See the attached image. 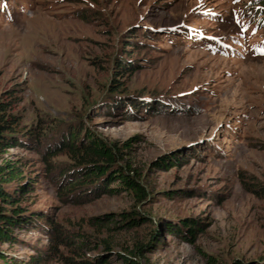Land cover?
Listing matches in <instances>:
<instances>
[{
	"label": "rangeland",
	"instance_id": "374dc122",
	"mask_svg": "<svg viewBox=\"0 0 264 264\" xmlns=\"http://www.w3.org/2000/svg\"><path fill=\"white\" fill-rule=\"evenodd\" d=\"M258 45L264 0H0V102L21 130L0 165H21L30 181L17 196L26 222L0 253L123 264L118 254L153 236L138 264H262ZM73 133L120 148L112 169L143 194L69 192L84 178L66 147Z\"/></svg>",
	"mask_w": 264,
	"mask_h": 264
},
{
	"label": "trees",
	"instance_id": "16d2710c",
	"mask_svg": "<svg viewBox=\"0 0 264 264\" xmlns=\"http://www.w3.org/2000/svg\"><path fill=\"white\" fill-rule=\"evenodd\" d=\"M21 133L19 129V122L12 114V106L9 103L0 102V152L6 149L14 147L18 141L12 137L15 133ZM10 135V136H9ZM87 140H80L77 133H73L68 137L66 147L73 158H78V164L83 168L84 178L82 181L77 182L75 186L68 189L72 191L75 189H83L86 191H99L102 190L104 194L116 193L121 190H133L135 193L143 194V190L139 185L131 178L125 175L122 170L112 169V166L116 162V157L120 156L121 150L116 145L107 146L99 139L92 136L86 135ZM124 146H128V142L123 143ZM21 165L5 161L0 165V242L12 243L9 229L11 227L20 226L23 221V209L18 205L19 200L17 199L18 193H26V188L30 187V181L23 183L22 181L26 178L22 175ZM111 181H118L124 185L116 189L108 188V183ZM99 184L97 186V183ZM80 184V186H79ZM82 184V185H81ZM14 185L12 191L4 188V186ZM97 186V188H95ZM93 187L92 189H90ZM101 187V189H99ZM90 189V190H89ZM95 189V190H94ZM105 220L113 221L110 216H105ZM121 219L126 225L130 227H136L140 224L142 219L133 216L131 213L121 214ZM182 226H187L185 221L181 222ZM186 236L194 238L195 231L189 227L186 228ZM153 236L150 237L149 242L146 244H135L132 249L126 250L124 254H118L123 264H138L136 259L143 256L144 250H146ZM64 242V241H63ZM80 247H84L88 244V240L82 238L79 241ZM103 247L105 250L109 249L108 242L103 241ZM37 259H32L27 263H18L16 260L7 259L6 256L0 253V264H37ZM70 264H108L106 258H96L93 261H71ZM235 264H242L235 262ZM264 264V262L262 263Z\"/></svg>",
	"mask_w": 264,
	"mask_h": 264
}]
</instances>
